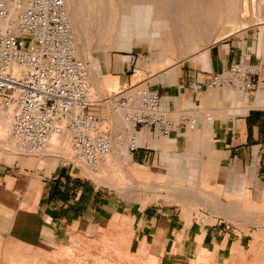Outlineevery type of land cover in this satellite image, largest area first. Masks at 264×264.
Masks as SVG:
<instances>
[{
    "label": "crops",
    "instance_id": "1",
    "mask_svg": "<svg viewBox=\"0 0 264 264\" xmlns=\"http://www.w3.org/2000/svg\"><path fill=\"white\" fill-rule=\"evenodd\" d=\"M255 15L264 17V11L257 10ZM240 61L258 62L264 68V19L218 38L138 82L134 81L138 76L127 75L130 57L116 56L112 66L116 79L110 75L111 85L121 84L118 92L131 88L157 91L172 129L165 137L157 136L144 127L124 123L99 106L101 118L111 121L115 129L109 125L113 148L95 170L116 166L133 182L145 185L146 189L139 188L145 190L139 198H129L136 204L153 203L165 195L187 210L186 200L195 195L192 182L197 177L224 198L226 207L264 206V93L226 87L194 95L185 88L189 79L204 80ZM93 107L98 105L94 103L91 111ZM181 116L194 119L193 127L181 125ZM10 122V113L0 110L2 129L10 128ZM129 138L138 146L131 158L126 149ZM66 139L48 140L38 157L51 161L52 150L66 152ZM51 162L58 164L59 160ZM77 169L60 167L46 174L36 172L15 154L0 155V238L44 250L52 244L63 246L89 229L128 221L134 229L132 237L148 247L147 254L156 256L158 264H189L201 258H210L212 264L248 262L252 248L245 240H252L256 231L246 227L250 231L246 234L235 226L241 219L225 215L217 218V224L201 225L195 220L187 225L180 214L171 217L163 210L143 208L130 214L120 200L102 195L85 182L74 172ZM210 198L208 204L219 205Z\"/></svg>",
    "mask_w": 264,
    "mask_h": 264
},
{
    "label": "built area",
    "instance_id": "2",
    "mask_svg": "<svg viewBox=\"0 0 264 264\" xmlns=\"http://www.w3.org/2000/svg\"><path fill=\"white\" fill-rule=\"evenodd\" d=\"M263 74L258 62H232L225 72L187 80L185 88L194 95L226 87L262 93ZM111 99L126 123L157 136L170 133L172 121L157 91L124 90ZM92 106L85 65L77 56L63 0H0V110L11 116L8 145L35 156L52 133H66L72 158L68 166L82 164L94 170L112 145ZM180 123L193 127L194 119L181 116ZM137 148L130 139L129 150ZM261 156L264 167V141Z\"/></svg>",
    "mask_w": 264,
    "mask_h": 264
},
{
    "label": "rangeland",
    "instance_id": "3",
    "mask_svg": "<svg viewBox=\"0 0 264 264\" xmlns=\"http://www.w3.org/2000/svg\"><path fill=\"white\" fill-rule=\"evenodd\" d=\"M71 1H73L72 4H75L78 12L82 16L84 24L88 29H86V31L90 36L92 20L94 19V13L96 12V8L99 6V4L96 2V0ZM116 1L117 0H109V6L114 8ZM260 4L261 2L258 0L254 8L255 10L250 12L249 9L244 17H249L252 19L251 13H253L254 17L256 18L255 12L257 10L264 11L262 7L257 6ZM174 13L179 18L182 17L180 10L176 9ZM164 16L168 18L167 14H164ZM221 24L222 23L219 22L216 25L219 26ZM250 24L251 23H248L245 26ZM245 26L236 28L233 32L240 28H244ZM138 27L142 28V24H138ZM214 33V31H211L210 35H208L198 32L194 37L195 44L191 46L188 42L189 37L185 39L181 35V37L175 42L172 51L166 55V57L170 60L168 65L182 60L196 50L216 41L218 38L216 36H212ZM103 44L104 42H101V45L98 44L99 50L96 52L97 54L103 53L106 55L105 64H100L99 68L107 75H111L112 77L116 76L115 74L112 75L113 60L116 58V56L122 58L130 57L131 67L127 72V75H132L133 79L135 76H138L136 79H134L135 82H138L159 70H155L154 72L151 70L148 60L150 57L148 51L141 52L138 50L119 49L107 50ZM93 82L95 86V83L97 84L98 80H94ZM121 88V84H97L95 90L93 91L94 94L91 95V99L95 98V100L98 101L96 104H100L109 100L112 101L111 98L108 100L105 99L109 96H112L113 93L120 91ZM135 90H133V88L127 89V91L130 92H135ZM93 108L94 110L92 109V113L101 118L99 106ZM95 108L97 109L96 111ZM113 123L114 126H117V122ZM109 125L115 129L110 121L108 124L106 119H100L99 126L102 128V130L108 132L110 141L113 142V139L110 137L111 130ZM0 128V139L4 141L0 142V155L6 153L15 154L20 159L28 162L29 166H33L36 169V172L40 170L46 174H52L60 167H71V165L68 166V164L72 162L69 149V137L66 139L64 145L66 152L59 153L57 150H52L48 155L51 161L54 159L59 160L58 164H53L51 161H47L44 158L38 157L39 155L25 156L14 150L7 143L9 128L2 129L1 126ZM130 139L131 138H129L126 143L128 146ZM127 154L131 158L132 152L129 150V147L127 149ZM157 161L161 164L159 157L157 158ZM141 165L143 166V164ZM74 172L78 176L85 178L83 180L89 183L93 188L97 189V191L102 195L120 200L124 204V209H126L127 213L130 214L139 213V211L143 208H146V210L149 212H154V210H163L166 215L171 217L176 214H180L186 221L187 225H189L192 221L194 222L195 220H197L201 225L217 224V218L220 216L225 217V215H230L235 219L239 218L242 220V222L234 223L235 226H238L244 230L246 227L253 226L255 227L256 231L255 233H252V240L250 238L245 240V245H248L249 247L251 246L252 249L251 253L248 254V262L243 260L242 264H264V206H259L258 208H251L249 206L239 207L234 205L226 207L224 205V198L219 197L218 193H213L214 191L209 187L208 182L206 183L204 180L200 181L197 177H195L194 181L192 182V189L194 190L195 195L189 196V198L186 200L189 207L187 210H184L179 202H174L176 201L175 198H172L171 196L166 197L165 195L161 198H157L153 203L146 201L142 204H136L131 200L139 198V196L145 192V190L139 188L143 186L146 189L147 187L141 183L137 184L130 180L126 173L122 172L116 166H112L111 169H106L102 172H99L98 170H93L85 165L79 164L78 169ZM81 173H84L85 176ZM88 173L89 175H87ZM140 181L145 184L148 182L147 180ZM126 196L128 198H126ZM210 197H213V199L219 202V205L213 206L210 203L208 204L206 200L211 199ZM129 198L131 200H129ZM143 198L144 196H142L141 199ZM229 210L230 213H228ZM133 230L132 224H129L128 221L124 224L119 223L113 227L105 226L104 228H96L95 230L89 229L86 234L77 236L76 238L72 239L71 242H66V244L63 246H56L55 244H52L49 249L46 248L44 250L37 248L33 249L30 246H25V244H21L20 242L14 241L11 238H0V264H158L159 261L156 259V256L147 254L148 247H143L139 244L138 240L132 237L134 236ZM244 232L246 234L250 233L249 230H245ZM189 264H212V260L210 258H201V260H197L195 262L191 261Z\"/></svg>",
    "mask_w": 264,
    "mask_h": 264
},
{
    "label": "bare ground",
    "instance_id": "4",
    "mask_svg": "<svg viewBox=\"0 0 264 264\" xmlns=\"http://www.w3.org/2000/svg\"><path fill=\"white\" fill-rule=\"evenodd\" d=\"M108 1L96 0L99 6L95 7L96 12L89 36L82 16L75 4H72L73 1L63 0L73 32L77 56L83 60L87 71L90 98L97 84L107 85L113 82L112 77L99 68L100 64L106 62V55L96 52L101 42H104L103 46L107 50L148 51L151 70L155 71L168 66L170 60L166 55L172 51L181 35L185 39L189 37L188 42L191 46L195 44L194 37L198 32L210 35L211 31H214L212 36L222 38L236 28L264 19L259 16L255 18L253 13H251L252 19L244 17L249 9L250 12L255 10L258 0H117L114 8L109 6ZM259 1L261 4L257 6L264 9V0ZM176 9L181 11V18L174 13ZM164 14H167L168 18ZM219 22L222 24L216 25ZM138 24H142V28L138 27ZM94 80H98L95 86ZM109 98L111 96L105 100ZM91 101L98 102L95 98ZM97 105L101 110L109 111L110 114L124 121L123 111L117 108L113 101L109 100ZM66 136L68 137L66 133L62 135L52 133L49 140H64ZM128 147L127 144V149ZM42 151L40 153H43ZM40 153L35 156H40Z\"/></svg>",
    "mask_w": 264,
    "mask_h": 264
}]
</instances>
